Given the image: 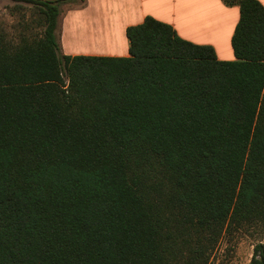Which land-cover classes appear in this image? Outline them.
Instances as JSON below:
<instances>
[{"label":"trees","instance_id":"trees-1","mask_svg":"<svg viewBox=\"0 0 264 264\" xmlns=\"http://www.w3.org/2000/svg\"><path fill=\"white\" fill-rule=\"evenodd\" d=\"M8 1L40 35L0 25V264H207L224 231L264 227L257 0H221L239 9L233 61L151 17L128 57L64 56L68 0Z\"/></svg>","mask_w":264,"mask_h":264},{"label":"crops","instance_id":"crops-1","mask_svg":"<svg viewBox=\"0 0 264 264\" xmlns=\"http://www.w3.org/2000/svg\"><path fill=\"white\" fill-rule=\"evenodd\" d=\"M264 8V0H257ZM151 17L177 36L213 48L219 61H233L231 37L237 6L221 0H68L61 6L58 43L64 56H129L126 29Z\"/></svg>","mask_w":264,"mask_h":264},{"label":"rangeland","instance_id":"rangeland-1","mask_svg":"<svg viewBox=\"0 0 264 264\" xmlns=\"http://www.w3.org/2000/svg\"><path fill=\"white\" fill-rule=\"evenodd\" d=\"M12 7L18 9L11 10ZM34 10L23 3L0 0V25L9 33L19 21L30 23L28 34L40 35L34 19ZM257 244H264V227L261 222L254 220L237 228L224 231L217 239L210 251L207 264H248L253 249Z\"/></svg>","mask_w":264,"mask_h":264}]
</instances>
